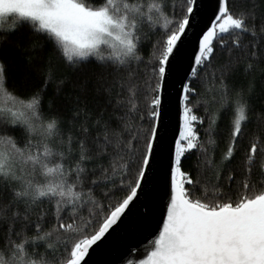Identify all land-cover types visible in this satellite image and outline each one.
<instances>
[{
    "label": "trees",
    "instance_id": "1",
    "mask_svg": "<svg viewBox=\"0 0 264 264\" xmlns=\"http://www.w3.org/2000/svg\"><path fill=\"white\" fill-rule=\"evenodd\" d=\"M87 2L95 7L103 0ZM142 3L144 17L137 30L139 59H129L123 65L101 62L95 57L70 63L46 35L35 32L29 24L11 32L5 31L11 28V20L0 26V63L5 69V87L25 101L39 96L40 119L36 124L56 122L55 135L47 143L54 153L64 155L63 159L54 155L51 164L63 163L66 169H73L80 160L82 144L86 150L89 159L80 165L85 172L79 181L71 172L68 184H76L74 191L80 192L85 200L91 197L99 205L94 208L89 203L80 213L90 221L83 234L88 237L135 185L155 122L151 113L157 108L152 101L158 98L161 78L158 61L165 51L167 36L178 30L190 6L189 0H142ZM154 3L161 5L162 12L151 7ZM228 8L233 15L245 13L246 23L256 35L240 33L238 46L232 42L236 34L223 37L226 46L214 41L211 57L198 65L189 78L186 88L191 91L186 92L187 99L183 102L184 108L187 105L192 109L191 114L200 118L192 122L198 147L185 152L179 165L192 181V184L184 183V187L190 199L213 204L217 201L235 204L242 194L252 196L264 191L261 168L264 164V0H228ZM169 20L171 23L165 27ZM239 103L246 105L247 120L236 138L233 156L224 159L233 143V120ZM106 134L113 145L117 139L122 143L131 141L134 154H124L128 167L123 178L129 187L120 186V174L112 180L104 179L105 169L112 176L114 156V147L105 143ZM0 136L12 137L20 148L29 139L34 144L41 139L38 134L30 135L23 125L3 123H0ZM253 143L258 145V151L249 166L247 157ZM177 178L184 182L179 172ZM34 179L45 183L39 172ZM94 180L98 182L93 184ZM245 181L250 186L246 192ZM22 187L19 182L0 180V210L4 211L0 217V250L5 260L11 256L12 242L19 244L37 235V224L43 232H49L57 228L60 219L65 224L71 222V206L58 212V197H44L26 204L15 196ZM205 188L209 190L207 198ZM213 188L223 195L212 197ZM57 234L65 235L53 231V244L57 243ZM80 238L68 234L67 250L61 246L54 255L52 250L46 252L39 241L37 246L29 244L26 248L28 253L35 254L34 258L45 255L53 264H59L69 258L72 244Z\"/></svg>",
    "mask_w": 264,
    "mask_h": 264
},
{
    "label": "snow or ice",
    "instance_id": "2",
    "mask_svg": "<svg viewBox=\"0 0 264 264\" xmlns=\"http://www.w3.org/2000/svg\"><path fill=\"white\" fill-rule=\"evenodd\" d=\"M192 2L193 0H189L190 4ZM151 7L162 12V7L158 3L152 4ZM192 11V7H188L187 12ZM143 17L142 0H103L101 5L95 7L88 6L85 0H0V25L7 23L8 20L12 21L11 28L5 31L18 30L24 24H29L35 32L46 35L70 63L95 57L101 62L113 61L123 65L129 59H139L136 55L139 42L137 30ZM147 19L151 20V16ZM246 20L245 13L233 15L229 11L228 0H221L218 14L200 41V54L195 58L196 64L200 65L211 57L214 52V41L226 46L227 42L223 39L226 35L236 34L237 38L232 42L237 46L240 33L251 32L255 36L254 29H249ZM170 23V20L166 21L165 27ZM188 23V17L185 16L179 23L178 30L167 36L165 51L158 61L161 79L165 75L169 56L177 42L181 40ZM193 71L195 72V69ZM187 91L191 90L186 88ZM159 103V98L152 101L153 106H158ZM39 105L38 95L25 101L8 91L5 87L4 65L0 63V123L23 125L30 135L38 134L41 137L35 144L29 139L25 146L20 148L12 137L0 136V145L4 146L0 147V180L6 183L12 181L21 183L22 190L17 191L15 196L18 200L24 199L26 204L36 203L44 197L50 199L58 197L56 200L58 212L71 206L69 209L71 222L65 224L60 219V223L53 231L63 232L65 235L57 234L55 244L51 242L53 231L43 232L37 224L36 236L19 244L12 242L11 256L7 260L0 250V264H53L45 255H40L38 259L34 258L35 254L28 253L26 245L31 244L35 247L37 241L42 242L46 252L52 250L54 255L61 246L67 250L68 234L73 238L77 236L82 238L72 244L69 258L59 261V264H81L90 247L104 237L137 196L145 175V167L150 162L156 129L155 127L152 129L143 155L141 171L135 185L130 187V194L110 211L98 230L88 237L83 234L90 221L84 219L80 213L89 203L94 208H98L99 205L91 197L85 200L80 192L74 191L76 184H68V176L74 172L79 181L85 172V168L80 165L89 158L82 144L77 167L66 169L63 163L51 164L54 155H59L63 159L64 154L54 153L47 143L55 135L56 122L49 121L46 125L35 123L40 119ZM134 107L133 105V109ZM191 113L192 109L186 105L184 131L176 141V170L173 172L167 218L158 236L152 241L151 252L141 264H264V191L252 196L242 194L235 204L219 201L213 204L189 198L190 193L185 189L184 183L192 184V181L180 170L179 165L185 152L198 147L192 122L200 118ZM151 115L157 117L159 113L154 110ZM246 120V105L239 103L233 120V143L224 159H231L233 156L236 138ZM135 138L133 136V139ZM104 140L106 145L114 147L111 161L112 176L107 175V169L103 170L105 181L112 180V177L120 174V186L129 187L123 177L126 176L128 167L124 154H134L131 141L122 143L117 139L113 145L107 134ZM257 151L258 145L253 143L247 157L249 166L254 161ZM261 168L264 171V164ZM248 171H251V167ZM38 172L45 177V183L35 182L34 178ZM177 172L185 178L183 183L177 181ZM97 182L94 180L92 183ZM249 187V183L245 181L243 184L245 192ZM204 195L206 198L209 195L207 188L204 189ZM222 195L223 193L216 188L211 191L214 198ZM3 216L4 211L0 210V217Z\"/></svg>",
    "mask_w": 264,
    "mask_h": 264
},
{
    "label": "water",
    "instance_id": "3",
    "mask_svg": "<svg viewBox=\"0 0 264 264\" xmlns=\"http://www.w3.org/2000/svg\"><path fill=\"white\" fill-rule=\"evenodd\" d=\"M220 2L193 0L190 4L193 11L187 12L189 23L169 56L163 79L160 78V103L156 108L159 115L154 122L156 136L137 196L104 237L90 247L81 264H141L151 252L152 241L167 218L172 195L175 148L184 124L186 85L198 66L195 58L200 54V41L218 14ZM177 176L178 172L176 179L180 182Z\"/></svg>",
    "mask_w": 264,
    "mask_h": 264
},
{
    "label": "rangeland",
    "instance_id": "4",
    "mask_svg": "<svg viewBox=\"0 0 264 264\" xmlns=\"http://www.w3.org/2000/svg\"><path fill=\"white\" fill-rule=\"evenodd\" d=\"M85 3L88 5V6H90L89 4H88V2H87V0H85ZM3 25V24H2ZM1 26V25H0ZM182 131H184V124H183V129H182Z\"/></svg>",
    "mask_w": 264,
    "mask_h": 264
}]
</instances>
